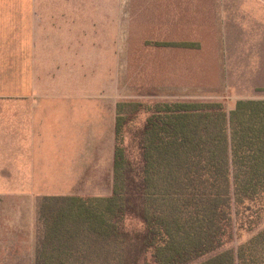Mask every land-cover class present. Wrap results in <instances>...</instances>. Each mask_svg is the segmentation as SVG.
<instances>
[{"label": "trees", "instance_id": "16d2710c", "mask_svg": "<svg viewBox=\"0 0 264 264\" xmlns=\"http://www.w3.org/2000/svg\"><path fill=\"white\" fill-rule=\"evenodd\" d=\"M141 113L135 161L122 138ZM114 132L110 196L40 202L42 264H147L148 254L154 264H191L263 222L264 99L230 111L220 102L119 101ZM129 213L143 231L126 229ZM199 264H264V227Z\"/></svg>", "mask_w": 264, "mask_h": 264}, {"label": "rangeland", "instance_id": "374dc122", "mask_svg": "<svg viewBox=\"0 0 264 264\" xmlns=\"http://www.w3.org/2000/svg\"><path fill=\"white\" fill-rule=\"evenodd\" d=\"M99 2L107 4L105 0ZM108 4L111 7V1ZM118 9L119 66L114 64L112 71L111 64L89 65L87 80L55 82L56 88L86 91L90 106L102 102L114 108L113 155L119 101L220 102L230 111L239 100L264 99V0H119ZM168 43L196 46L175 47ZM15 83L19 88L31 87L30 81ZM145 118L141 113L122 138L127 154L135 161L140 159V152L133 134L144 126ZM98 128L88 130L89 153L91 135ZM5 183L0 182V189H7ZM60 183L57 178V187L66 184ZM112 186L113 170L109 177L104 169L89 167L87 176L72 186L73 192H0V216L5 218L0 226V264H42L38 252L44 224L38 206L43 197L110 196ZM28 200L35 203L30 223L24 208ZM125 225L131 232L143 231L142 221L134 213L127 215ZM263 227L264 219L251 232L239 228L232 242L191 264H199L220 251L236 249ZM147 264H154L150 254Z\"/></svg>", "mask_w": 264, "mask_h": 264}, {"label": "crops", "instance_id": "0c3cea01", "mask_svg": "<svg viewBox=\"0 0 264 264\" xmlns=\"http://www.w3.org/2000/svg\"><path fill=\"white\" fill-rule=\"evenodd\" d=\"M99 1L0 0V192H73L89 167L112 176L114 108L88 105L81 88L55 87L87 80L89 65L119 66V0Z\"/></svg>", "mask_w": 264, "mask_h": 264}]
</instances>
